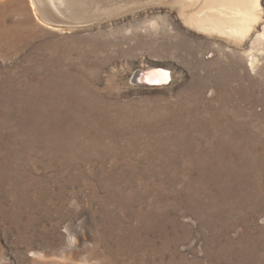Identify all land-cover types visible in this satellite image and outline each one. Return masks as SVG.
I'll use <instances>...</instances> for the list:
<instances>
[{
    "label": "rangeland",
    "instance_id": "1",
    "mask_svg": "<svg viewBox=\"0 0 264 264\" xmlns=\"http://www.w3.org/2000/svg\"><path fill=\"white\" fill-rule=\"evenodd\" d=\"M175 1L0 0V264H264V42Z\"/></svg>",
    "mask_w": 264,
    "mask_h": 264
},
{
    "label": "bare ground",
    "instance_id": "2",
    "mask_svg": "<svg viewBox=\"0 0 264 264\" xmlns=\"http://www.w3.org/2000/svg\"><path fill=\"white\" fill-rule=\"evenodd\" d=\"M35 1L38 4L43 0ZM175 3L186 27L208 36L220 46L247 52L251 70L258 71L262 56L253 53L249 45L252 43L255 47L259 39L264 42V0H176ZM32 5L36 10L33 2Z\"/></svg>",
    "mask_w": 264,
    "mask_h": 264
},
{
    "label": "water",
    "instance_id": "3",
    "mask_svg": "<svg viewBox=\"0 0 264 264\" xmlns=\"http://www.w3.org/2000/svg\"><path fill=\"white\" fill-rule=\"evenodd\" d=\"M173 80L172 71L164 67H151L141 73L136 80L138 83L147 87L168 86Z\"/></svg>",
    "mask_w": 264,
    "mask_h": 264
}]
</instances>
